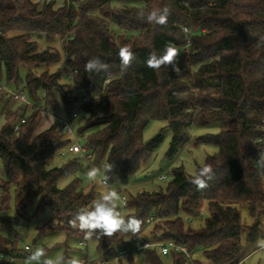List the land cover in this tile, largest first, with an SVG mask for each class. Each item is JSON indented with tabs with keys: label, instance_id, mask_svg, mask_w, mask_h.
I'll list each match as a JSON object with an SVG mask.
<instances>
[{
	"label": "trees",
	"instance_id": "1",
	"mask_svg": "<svg viewBox=\"0 0 264 264\" xmlns=\"http://www.w3.org/2000/svg\"><path fill=\"white\" fill-rule=\"evenodd\" d=\"M165 6L170 10L166 25L139 19L141 12ZM113 26L137 37L117 42ZM261 37L264 0H0V85L5 77L15 92L24 91L30 105L22 104L33 110L20 125L19 110L4 113L6 127L19 130L14 139L0 132V230H13L33 207L36 213L48 209L52 219L39 229L40 236L63 232L81 244L92 239L105 261L119 251L128 264H136V255L144 264H163L161 256L191 264L184 253L163 255L158 246L139 252L140 241L130 233L86 238L70 226L78 209L91 207L99 193L92 182L84 187L82 177L110 162L109 185L127 198L125 217L142 219V240L186 247L193 264L242 263L258 248L264 230V170L256 164L264 153ZM169 44L181 53L180 72L148 68L149 52L161 54ZM120 45L136 54L124 73ZM94 57L109 65L107 72L85 71ZM3 88L0 103L13 99ZM43 114L56 121L38 132ZM77 119L86 152L75 154L69 152L73 130L66 132L62 122L72 129ZM155 120L167 121L173 132L170 160L188 146L193 125L220 123V134L199 139L219 149L206 163L215 171L206 189L197 190L182 167L173 170L165 188L134 193L125 188L163 142L159 134L144 143V131ZM65 152L67 162L49 168ZM66 179L70 183L60 188ZM13 194L18 218L6 215ZM205 205L209 214L195 228L192 222ZM7 248L14 251L15 243L0 232V249Z\"/></svg>",
	"mask_w": 264,
	"mask_h": 264
},
{
	"label": "rangeland",
	"instance_id": "2",
	"mask_svg": "<svg viewBox=\"0 0 264 264\" xmlns=\"http://www.w3.org/2000/svg\"><path fill=\"white\" fill-rule=\"evenodd\" d=\"M123 4H117V7H123ZM113 31L116 35V41H120V37L129 39L137 34L132 31H127L119 26H113ZM57 67L52 70L55 71ZM27 71H21V78L26 80ZM2 86L9 88L10 91L15 92L16 87L9 84L5 77H2ZM22 90V89H21ZM0 103V132L4 131V135L8 139H14L16 133L13 132L12 127L7 126V121L4 117V113L9 110H19V121L16 124L20 125L22 117H30L33 110L22 103L16 102L13 99L6 97ZM33 106V104H31ZM39 107H43V104H38ZM21 118V119H20ZM56 118L49 114H43V119L38 125V132L46 130L54 122ZM81 124V120L77 119L72 123L73 133L71 134L74 143L78 142L81 145L84 143V139L79 138L77 135V129ZM221 132V125L219 122H214L206 126L193 125L189 131L190 142L188 146L179 153L174 159L170 160L167 154L170 150L173 140V132L170 129L167 121L155 120L152 121L144 131V143L148 144L157 135L162 134L163 142L155 151L152 159L147 165H145L142 171L129 181L125 188L131 193L140 191H154L159 188H165L173 178V170L175 168L182 167L187 175L192 174L203 164L207 163L209 157L215 156L219 153V149L213 144H203L199 142L201 137L209 135H218ZM70 154L65 152L64 157L61 155L55 156L49 163V168L61 167L67 162ZM161 175L167 176L165 182L160 181ZM101 176L99 179H102ZM83 186H88L91 182L87 176L82 177ZM71 179L63 180L59 183L60 188H65L70 183ZM99 190L98 184H95ZM209 214L208 206L205 205L202 211L201 218H198L192 222V226L200 228L204 225V221ZM243 218L248 220V214L246 210L242 212ZM6 215L10 217L18 218L15 206V197L12 196V202L9 211ZM52 219L51 212L46 209L45 211L36 213V208L33 207L27 218H19L17 226L13 230L1 229V234L7 236L12 242L15 243V250L11 251L9 248L0 249L2 255L0 256V264H26V258L30 255L31 251H34L37 247H43L47 255L53 258L63 257L65 260L76 259L81 261L82 264H125L123 260H115L114 258L122 256L117 252L115 257L105 261L103 254L98 250L96 241L89 239L81 244L83 241L70 237L68 238L66 233H54L39 235V229L45 224L49 223ZM250 222V221H249ZM262 223L264 225V216L262 217ZM264 241V230L260 240ZM138 246V244H137ZM29 247L30 250H26ZM259 248V246H258ZM257 248V249H258ZM257 249H251L246 259L240 264H264V253L256 252ZM124 258H126L123 255ZM136 264H144V260L136 255ZM163 264H173L172 256H161ZM127 259V258H126ZM128 264V260L126 262Z\"/></svg>",
	"mask_w": 264,
	"mask_h": 264
},
{
	"label": "clouds",
	"instance_id": "3",
	"mask_svg": "<svg viewBox=\"0 0 264 264\" xmlns=\"http://www.w3.org/2000/svg\"><path fill=\"white\" fill-rule=\"evenodd\" d=\"M170 10L167 6L153 8L149 11L141 12L139 19L148 23L159 26L167 24ZM260 42L264 43V37L260 38ZM180 51L172 45H166L163 53L157 54L150 51L146 60V66L154 71H159L162 67L167 70L171 69L177 73L180 72ZM118 58L120 60L121 72L124 73L136 59L135 52L127 45L118 46ZM109 65L98 57L88 59L85 63V71L89 73L99 74L107 72ZM258 164L261 170H264V153H260ZM114 164L105 162L101 167H91L86 176L93 184H98L99 193L92 202L91 207H81L70 220V226L85 234L86 238L92 236L112 237L119 233L123 235L131 234L132 237H140L143 221L136 216L125 217L120 211L121 196L117 190L109 185V173L113 171ZM102 179H99L100 177ZM215 178L214 169L208 165H201L191 176L190 183L197 190H204L209 186ZM144 246H147L144 245ZM259 249L264 251V241L259 242ZM115 260H123L126 264L127 259L123 256L114 258ZM26 264H82L76 259L65 260L63 257L53 258L47 255L43 247H37L31 251L26 258Z\"/></svg>",
	"mask_w": 264,
	"mask_h": 264
},
{
	"label": "built area",
	"instance_id": "4",
	"mask_svg": "<svg viewBox=\"0 0 264 264\" xmlns=\"http://www.w3.org/2000/svg\"><path fill=\"white\" fill-rule=\"evenodd\" d=\"M3 87H1L0 85V93L3 91ZM10 95L11 97L14 99V101L16 102H21V103H26L28 105H30L29 103V100L25 94L24 91H18V92H10ZM22 123H24V120L21 121ZM62 128L68 132V133H72V129H71V125L67 122H62ZM19 130V126L17 125L15 128H14V133L18 132ZM69 152L70 153H80V152H83L85 153L86 150L85 148H83L81 146L80 143L76 142L74 143L70 148H69ZM259 160V159H258ZM258 160L256 161V164L259 166L258 164ZM167 178V176L165 175H161L159 177V180L160 181H165ZM120 194V193H119ZM121 202H120V211L122 212V214L125 216V214L127 213V198L124 196V195H121ZM134 239L137 241H140L139 242V245H138V251L139 252H143L144 250H146L147 248H151V247H154V246H158L161 250V253L163 255H168L171 251H175V252H181V253H184L185 256L187 257V260L191 262V264H193L192 262V253L190 251H188V249L186 247H183V246H179L177 244H175L174 242H168V243H157V244H154V243H150V242H147V241H144L141 239V237H136L134 236ZM147 246H144L146 245ZM28 249V247L26 248ZM256 252H261V250L258 248ZM264 253V251H262Z\"/></svg>",
	"mask_w": 264,
	"mask_h": 264
}]
</instances>
